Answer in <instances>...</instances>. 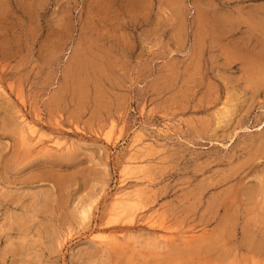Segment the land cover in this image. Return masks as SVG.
Masks as SVG:
<instances>
[{
    "label": "rangeland",
    "instance_id": "374dc122",
    "mask_svg": "<svg viewBox=\"0 0 264 264\" xmlns=\"http://www.w3.org/2000/svg\"><path fill=\"white\" fill-rule=\"evenodd\" d=\"M0 264H264V0H0Z\"/></svg>",
    "mask_w": 264,
    "mask_h": 264
}]
</instances>
